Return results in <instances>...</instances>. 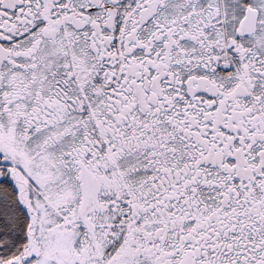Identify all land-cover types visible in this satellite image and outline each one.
Here are the masks:
<instances>
[{"label": "snow or ice", "instance_id": "1", "mask_svg": "<svg viewBox=\"0 0 264 264\" xmlns=\"http://www.w3.org/2000/svg\"><path fill=\"white\" fill-rule=\"evenodd\" d=\"M0 264H264V0H0Z\"/></svg>", "mask_w": 264, "mask_h": 264}]
</instances>
